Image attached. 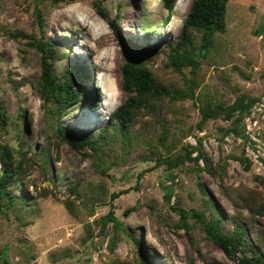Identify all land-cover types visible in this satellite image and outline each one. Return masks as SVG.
Returning <instances> with one entry per match:
<instances>
[{"label":"rangeland","instance_id":"rangeland-1","mask_svg":"<svg viewBox=\"0 0 264 264\" xmlns=\"http://www.w3.org/2000/svg\"><path fill=\"white\" fill-rule=\"evenodd\" d=\"M191 1L178 0L171 20L163 0H0V152L22 162L0 209V264H141L132 237L148 264H240L250 248L264 257V0H226L225 25L204 50L202 29L191 27L179 51L193 64L179 72L169 50ZM106 20L161 86L125 129L108 119L126 94ZM37 39L52 44L55 78H73L78 97L63 108L40 95ZM239 93L254 97L246 110L199 121L201 105ZM57 126L76 136L104 131L93 150L74 149ZM185 152L205 155L207 167L200 157L155 163ZM110 204L114 219L104 217ZM179 207L217 216L222 231L242 224L245 246L224 253Z\"/></svg>","mask_w":264,"mask_h":264},{"label":"trees","instance_id":"trees-1","mask_svg":"<svg viewBox=\"0 0 264 264\" xmlns=\"http://www.w3.org/2000/svg\"><path fill=\"white\" fill-rule=\"evenodd\" d=\"M52 3L62 1V0H49ZM178 0H163L165 8L170 13V19L176 18L173 13L177 7ZM225 4L226 0H192L185 17L181 24V33L174 43V45L169 50V63L172 67L181 72V66L185 64H193V57L187 51L180 52L179 47L187 44L189 42V29L191 27L202 29L200 49L204 50L208 43L212 33L218 29H222L225 25ZM94 9L97 14L103 17V12L101 11L99 5H94ZM35 20L40 24V11L37 7L34 8ZM108 26L112 30L116 41L122 51L123 61L120 65V72L122 77V87L125 91L124 99L108 114L109 120H115V126L119 129L127 128L133 120V111L135 108L143 105L142 101L145 96L157 94L161 91V86L155 80L152 73L146 68L139 54L132 47L125 44L124 38L114 29L112 20H106ZM34 46L39 51L40 59V72L38 75V89L42 100L52 98L56 103V107L63 108L66 105L76 101L78 95L77 92L71 87L73 78L71 76L65 77L64 80L58 81L57 78L52 73L51 62L48 56L53 52L52 44L46 39H37L34 42ZM73 69L76 73H80L81 67L74 66ZM254 100L253 96L245 93L237 94L233 101L227 105H201L199 107L200 111V122H203L209 117H215L222 114L224 117H229L233 111L239 113L247 109V107ZM109 122V121H108ZM107 122V123H108ZM106 123V124H107ZM104 128V127H103ZM101 128L95 137H89L87 134L76 136L69 129H63L59 126L56 130L59 134L69 142V144L74 149H79L82 146L88 149H94L97 139L101 136L104 129ZM192 158L197 160L198 157L202 158L204 165L207 167L208 161L205 155L200 154V152L195 156H190L188 152L183 154H175L173 156H157L155 157V163L163 162L168 168L174 167L181 162L184 158ZM21 160H17L13 165L10 160H8L4 153L0 152V209L1 205L9 206L11 199L7 194V183L13 178L15 173L21 167ZM123 190H117L110 192L109 199L111 200L116 197ZM66 209L72 214L76 213L72 210L71 206L67 201H64ZM129 208H124L123 212H126ZM177 214L180 218L184 219L186 216H192L194 219L201 221L203 229L206 235L211 239L212 242L217 244L220 249L229 254L238 249H243L247 240L243 235L244 226L240 223L234 225L230 231H222L219 227V219L215 218L205 219L202 211L195 210L193 208L184 209L178 208ZM107 219H114L113 210L111 204L104 214ZM113 223V226H115ZM262 237L264 238V225L262 228ZM135 243L136 250L138 253V258L141 264H148L144 255L141 253V245L138 237H132ZM240 264H264V257L261 252L255 250V248H250L249 253L242 252ZM0 256L2 262L6 263L3 252L0 251ZM206 264H226L216 259L207 261Z\"/></svg>","mask_w":264,"mask_h":264},{"label":"clouds","instance_id":"clouds-1","mask_svg":"<svg viewBox=\"0 0 264 264\" xmlns=\"http://www.w3.org/2000/svg\"><path fill=\"white\" fill-rule=\"evenodd\" d=\"M109 114V113H108Z\"/></svg>","mask_w":264,"mask_h":264}]
</instances>
